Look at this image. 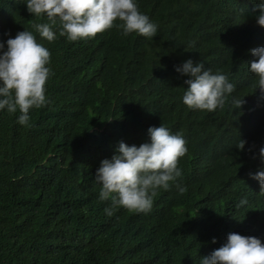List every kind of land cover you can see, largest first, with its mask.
Returning a JSON list of instances; mask_svg holds the SVG:
<instances>
[{
  "label": "trees",
  "instance_id": "trees-1",
  "mask_svg": "<svg viewBox=\"0 0 264 264\" xmlns=\"http://www.w3.org/2000/svg\"><path fill=\"white\" fill-rule=\"evenodd\" d=\"M137 5L158 25L151 40L113 27L68 41L54 28L48 42L32 28L45 18L21 0H0V40L33 31L50 51L52 73L49 103L30 110V127L0 111V264H199L229 232L264 243V192L248 175L264 146V93L247 65L249 49L264 45L252 3ZM188 58L234 85L222 108L182 103L187 76L173 66ZM233 98L243 99L240 108ZM160 123L186 141L182 175L157 190L149 212L120 207L106 216L93 179L100 161L118 141L146 142L147 128ZM240 139L244 150L235 147Z\"/></svg>",
  "mask_w": 264,
  "mask_h": 264
},
{
  "label": "clouds",
  "instance_id": "clouds-1",
  "mask_svg": "<svg viewBox=\"0 0 264 264\" xmlns=\"http://www.w3.org/2000/svg\"><path fill=\"white\" fill-rule=\"evenodd\" d=\"M26 10L37 19L46 22L33 23L39 37L52 42L58 35L68 41L91 39L113 27L121 35L136 34L149 40L157 35L158 25L139 11L137 0H21ZM257 25L264 27V0H250ZM258 10V11H257ZM7 39L0 40V111L18 113L16 122L30 127V110L46 106V82L51 76L50 51L39 43L33 31L23 29ZM251 59L248 71L257 78V88L264 93V45L249 49ZM181 76L184 91L182 103L191 110L212 112L222 108L226 98L234 91V85L219 70L213 72L200 61L191 58L173 66ZM243 99L233 98L240 108ZM146 142L127 144L123 140L114 146L110 158L100 161L94 180L100 185L98 200L108 203L103 209L111 217L120 207L129 212L147 213L151 210L153 197L158 189H168L182 175L178 166L184 156L186 141L179 133H172L162 123L149 126ZM246 141L240 139L235 145L244 150ZM253 158L256 154L253 153ZM260 167L251 179L259 183L264 192V146L259 148ZM179 191L183 187L178 186ZM247 204L242 198L238 207ZM216 243V238H211ZM199 264H264V243L251 235L229 232L219 247L199 259Z\"/></svg>",
  "mask_w": 264,
  "mask_h": 264
}]
</instances>
